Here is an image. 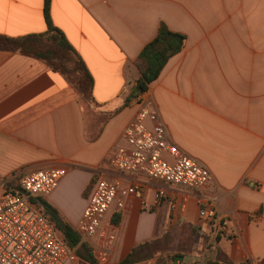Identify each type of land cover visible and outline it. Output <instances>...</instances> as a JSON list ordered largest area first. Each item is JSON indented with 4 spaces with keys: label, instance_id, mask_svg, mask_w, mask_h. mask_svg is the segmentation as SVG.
Here are the masks:
<instances>
[{
    "label": "crops",
    "instance_id": "0c3cea01",
    "mask_svg": "<svg viewBox=\"0 0 264 264\" xmlns=\"http://www.w3.org/2000/svg\"><path fill=\"white\" fill-rule=\"evenodd\" d=\"M43 3L0 0V35L43 33ZM48 13L92 77V100L43 62L0 51V196L1 181L63 169L41 199L75 229L95 181H113L116 200L94 238L110 234L107 262L159 241L175 246L163 254L173 262L188 256L203 264H264V0H49ZM160 23L184 35V45L141 97L171 141L208 169L199 190L107 164L136 111L133 100L125 104L139 76L133 63ZM131 185L141 199L125 194ZM160 190L166 197L155 204ZM200 201L216 209L225 231L214 237L199 220Z\"/></svg>",
    "mask_w": 264,
    "mask_h": 264
},
{
    "label": "built area",
    "instance_id": "2783aa9c",
    "mask_svg": "<svg viewBox=\"0 0 264 264\" xmlns=\"http://www.w3.org/2000/svg\"><path fill=\"white\" fill-rule=\"evenodd\" d=\"M138 96L133 100L136 111L121 131L111 148L108 166L117 171L141 174L155 181L192 190L203 189L210 180L208 169L188 156L169 138L166 127L149 100ZM60 168L38 169L19 176L18 191L3 190L0 196V264H75L74 251L63 243L49 218L34 204L45 198L58 185L64 175ZM119 184L98 179L87 198L86 206L75 230L80 242L89 244L96 259L105 264L111 254L109 239L96 240L109 207L115 202ZM126 195L141 199L140 189L127 186ZM166 197L160 190L155 199L158 204ZM198 218L217 232L227 229L216 209L200 201ZM169 264H203L202 261Z\"/></svg>",
    "mask_w": 264,
    "mask_h": 264
},
{
    "label": "trees",
    "instance_id": "16d2710c",
    "mask_svg": "<svg viewBox=\"0 0 264 264\" xmlns=\"http://www.w3.org/2000/svg\"><path fill=\"white\" fill-rule=\"evenodd\" d=\"M48 5L49 0H44L43 18L46 30L43 33L22 37L0 35V51L18 52L43 62L52 71L62 75L70 85L77 88L82 99L90 102L92 100V77L63 34L52 24ZM184 40V35L170 31L163 23L159 24L155 37L141 49L133 63L139 76L128 93L125 104L130 99L134 100L146 92L148 85L156 80L167 60L182 49ZM1 185L3 190L18 191L14 180L1 181ZM35 200L42 206L43 213L52 222L64 245L74 251L78 264H96L92 248L89 244L80 242L76 230L60 217L58 211L41 198ZM118 220L119 215L115 213L111 218V223L117 225ZM130 257L129 254L116 264H134L130 261ZM166 258L165 262H173V257ZM242 264H249V262L245 261Z\"/></svg>",
    "mask_w": 264,
    "mask_h": 264
},
{
    "label": "rangeland",
    "instance_id": "374dc122",
    "mask_svg": "<svg viewBox=\"0 0 264 264\" xmlns=\"http://www.w3.org/2000/svg\"><path fill=\"white\" fill-rule=\"evenodd\" d=\"M167 247L173 248V249L175 248L174 245H169V244L160 245L159 241H155V242L152 241L151 243H148V242L139 243L131 251L130 261L134 262V264H169L168 262H165L166 258L163 257L164 256L163 254L166 251ZM114 255H116V251L113 250L112 256L114 257ZM182 261L185 263L193 262L188 256H184ZM115 263L117 262H115L113 259L112 261L110 260L109 262L105 264H115Z\"/></svg>",
    "mask_w": 264,
    "mask_h": 264
},
{
    "label": "water",
    "instance_id": "95a60500",
    "mask_svg": "<svg viewBox=\"0 0 264 264\" xmlns=\"http://www.w3.org/2000/svg\"><path fill=\"white\" fill-rule=\"evenodd\" d=\"M177 259L180 261L181 258L180 257H177V258H174V261H177Z\"/></svg>",
    "mask_w": 264,
    "mask_h": 264
}]
</instances>
